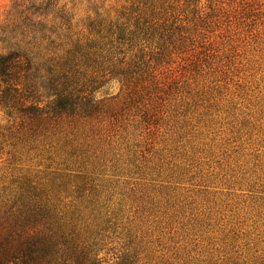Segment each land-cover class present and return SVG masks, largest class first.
Wrapping results in <instances>:
<instances>
[{"label":"rangeland","instance_id":"rangeland-1","mask_svg":"<svg viewBox=\"0 0 264 264\" xmlns=\"http://www.w3.org/2000/svg\"><path fill=\"white\" fill-rule=\"evenodd\" d=\"M150 1L165 38L115 58L142 54L140 95L93 64L90 120L29 129L0 99V217L35 189L98 264H264V0H53L48 20L100 41ZM28 6L0 0V23Z\"/></svg>","mask_w":264,"mask_h":264},{"label":"trees","instance_id":"trees-1","mask_svg":"<svg viewBox=\"0 0 264 264\" xmlns=\"http://www.w3.org/2000/svg\"><path fill=\"white\" fill-rule=\"evenodd\" d=\"M26 1L30 15L13 27L0 23V99L9 117L19 115L29 129L36 130L55 119L76 116L90 120L102 105L91 96L99 88L96 83L82 81L83 71L94 65L102 69V64L108 65L112 79L127 83L125 86L131 83V93L140 95L147 87L142 77L149 65L142 54L138 55L140 64L115 58L125 50L142 52L138 45L154 41L157 35L165 38V26L157 23L153 1L145 10L138 9L133 23L118 25L117 21L106 27V40L100 41L58 35L54 20L65 22L68 31L71 19L62 11L48 20L56 13L53 0ZM98 27L100 34L102 23ZM33 191L21 193L4 213L6 217H0V264H98L97 249L81 241L69 229L66 217L49 206L43 194Z\"/></svg>","mask_w":264,"mask_h":264}]
</instances>
